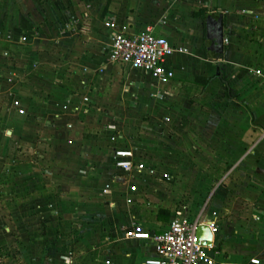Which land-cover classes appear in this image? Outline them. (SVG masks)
<instances>
[{
  "label": "crops",
  "instance_id": "crops-1",
  "mask_svg": "<svg viewBox=\"0 0 264 264\" xmlns=\"http://www.w3.org/2000/svg\"><path fill=\"white\" fill-rule=\"evenodd\" d=\"M44 2L48 11L35 6ZM107 21L120 34L166 38L177 49L166 62L174 78L159 84L110 63ZM254 70L264 75V0H0V116L15 138L0 130V155L22 130L17 144L52 152H39L34 168L58 170L60 189L73 193L77 237L64 252L70 240L60 236V264H144L154 248L131 238L134 226L158 234L177 213L218 226V262L264 264V193L249 188L264 181V87ZM13 99L40 131L14 126ZM145 118L153 125L137 127ZM123 148L142 171L115 169L113 149Z\"/></svg>",
  "mask_w": 264,
  "mask_h": 264
},
{
  "label": "rangeland",
  "instance_id": "rangeland-1",
  "mask_svg": "<svg viewBox=\"0 0 264 264\" xmlns=\"http://www.w3.org/2000/svg\"><path fill=\"white\" fill-rule=\"evenodd\" d=\"M47 4L44 2L35 6L46 10ZM49 5L52 6V3H49ZM51 8L54 10L60 8V5L53 4ZM48 21V19H44V22H41L42 24L46 23L48 27ZM74 21L77 23L79 20L74 19ZM53 22L56 23V20H53ZM18 34L27 35L24 31ZM30 35L36 37V32L32 29ZM15 52H20L19 48ZM14 100L18 99H13L11 103ZM13 110L15 109L13 108ZM32 111L29 110L30 113ZM201 115V119L204 121L209 118L203 112ZM18 117L17 121L14 122V126L17 125L15 127H19L21 130L28 125L26 128L32 129L34 127L37 131H40L38 125L41 124V121L34 114L29 115L25 112L24 115L19 114ZM146 119L148 118L140 120L136 123V126L142 128V126L153 125ZM9 120L7 114L0 116V130L5 136L6 131H12V125L7 127ZM131 126L133 125L131 124ZM22 131L16 134L14 145L8 143L7 154L4 155L5 152H3L0 155V264H60V248L62 249L64 245L60 244V236L65 237L67 241L70 240L68 246L64 247V252L72 250L73 242L71 243V241L77 237L74 235L75 228H73L74 224L71 215L68 213L67 208L69 206L66 202L68 201L66 199H71L73 193L70 189H67V186L60 189L58 170L50 171L48 175L43 174V172L38 174L37 169L34 168V158L45 155L52 156V152H49L46 147L41 149L39 147L26 148L17 144V139L19 137L23 139L24 137V130ZM6 137L15 139L11 135ZM116 140L117 138L112 137V141ZM138 141H140V138H138ZM39 152L41 153L39 154ZM243 166V163L240 164V167ZM227 167H230V165L226 162L222 168L223 172H226ZM32 168L34 169L31 170ZM30 174H37L40 178L31 179L30 181L18 178L19 175L28 177ZM256 181L259 185L258 183H251L249 188L261 196V193H264V181ZM226 183H234L233 175L227 179ZM233 191L234 189L230 191L231 195ZM21 239L25 243H22ZM31 240H34L33 243H30ZM64 257L70 258L71 256L67 254ZM97 262L101 264V261Z\"/></svg>",
  "mask_w": 264,
  "mask_h": 264
},
{
  "label": "built area",
  "instance_id": "built-area-1",
  "mask_svg": "<svg viewBox=\"0 0 264 264\" xmlns=\"http://www.w3.org/2000/svg\"><path fill=\"white\" fill-rule=\"evenodd\" d=\"M105 27L112 31L109 44L110 63L129 66L155 79L159 84H168L174 78V72L167 66V59L177 50L169 41L153 34L149 29L139 35H124L116 31L113 21L105 22ZM25 37H22L24 39ZM224 42L227 44L228 40ZM182 52V49H178ZM260 79L264 87V75L260 70L252 71ZM84 101H87L84 99ZM17 114L24 115L25 111L18 100L11 103ZM114 167L123 173L133 170L142 171L144 166L136 163L134 153L129 149H113ZM168 178L167 176H164ZM202 225L197 219L190 221L180 213L170 220L168 228L158 234H150L142 228L134 226L131 238L137 241L149 242L154 248L155 257L144 264H224L216 257L215 236L219 228L214 223H206L212 234L210 246L198 243L196 230ZM259 264V260L250 261ZM109 264V263H107Z\"/></svg>",
  "mask_w": 264,
  "mask_h": 264
},
{
  "label": "water",
  "instance_id": "water-1",
  "mask_svg": "<svg viewBox=\"0 0 264 264\" xmlns=\"http://www.w3.org/2000/svg\"><path fill=\"white\" fill-rule=\"evenodd\" d=\"M213 22L212 19L209 17L207 20V23L210 25V23ZM218 22L220 24H222V20L221 18L218 20ZM219 30V38L222 39V28L220 27ZM208 36H210V33L208 34ZM196 238L198 240V243L207 246H210L212 243V234L210 233V230L207 226L204 225H200L198 226L197 230H196Z\"/></svg>",
  "mask_w": 264,
  "mask_h": 264
}]
</instances>
